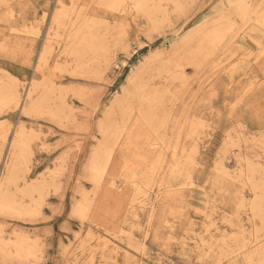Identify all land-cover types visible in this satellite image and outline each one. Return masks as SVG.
I'll return each mask as SVG.
<instances>
[{
	"label": "rangeland",
	"instance_id": "1",
	"mask_svg": "<svg viewBox=\"0 0 264 264\" xmlns=\"http://www.w3.org/2000/svg\"><path fill=\"white\" fill-rule=\"evenodd\" d=\"M52 1L53 5L48 9L46 18L40 19L44 13V0H0V26H3L5 30L12 27L20 30L26 28L31 30L39 23L40 35L37 38V48L33 54L32 62L27 61V63H24L26 55L31 51L29 49H31L33 42L25 34L23 35L25 38H11L6 45L7 48L0 52L2 76L5 78V76L11 75V77L19 78L24 85L22 93L25 92L24 89L30 85L32 77L35 75L34 64L46 42V33L51 25V18L56 6V0ZM85 1L83 0L82 3L85 4V7L88 4L86 8L90 7L92 10L100 8L99 4L93 0ZM177 1L183 5L182 9L177 8V10L173 2L172 4L170 1L163 0L164 8L168 7V9L165 10L166 12L164 10L163 12L160 11V14L156 16L158 20L156 27H153L151 21L140 13L123 17L122 14L113 12L118 15L115 18H109V12L98 13L97 20L105 19L108 24L107 28L102 25L100 29L102 31H100L101 36H104L101 37L104 39L101 45L106 43L103 47H106L107 51L102 52L99 56L100 59L96 61H94V55H91V53L85 54V58L82 60L85 64L81 68L76 65V62L79 61L74 56L64 53L67 41L63 38L70 35V32L73 33L74 30L66 28H62V30L60 28L59 31L63 38L60 41L61 38L56 37L51 42V48H53L51 52H53L49 56L46 77L56 87L51 95V99L56 102L55 104L54 100L52 101V108L58 109L56 108L58 105L62 108L64 115L61 118L63 120L61 118L55 120L48 114L30 117V115L22 112L21 107H18L17 110H10L2 116L0 115V132L3 126L11 124V133H9L5 145L3 144L0 172L5 165V156H7L13 132L19 124H25L28 130L31 129L34 136V140L31 141L34 155L29 164L31 169L29 176L38 178L43 174L48 177L51 176L55 168L57 169V171L55 170V183L47 190L46 201L39 216L35 219L28 218L26 220L16 218L10 214H0V226L5 227L3 228L4 231L9 233L13 230L25 231L33 239L36 238L39 248L37 247L36 258H31L30 264H100V255H97V259L95 258L94 262H91L89 261V252L90 247L93 249L99 248L95 245V237L99 234L106 236V232L121 236L128 252L130 251V260H127L124 254L118 253L115 255L118 260L109 261L111 264H139L140 259H143L145 264H227L228 258L236 255L241 240L253 241L260 234V238L256 239L257 242L254 241L258 244L254 248L264 244V229L263 232L260 230V228H264V222L253 215L254 212L250 204L254 197L251 183L242 176V170L245 171L246 168V161L254 162L264 168V141L261 138L262 133H264V116L263 113L258 114L255 111L259 102L256 101L257 95L252 98L246 95V98L242 101L239 100L242 96L237 95V92H240L244 84L251 79H264L261 63L259 64L254 57L259 50L252 46L255 45L251 42L252 38L246 36L242 48L247 50L246 54L249 55V59L240 52L242 55L238 54L232 60V62L241 60L244 63H242L241 70L236 74L234 82H228L227 77H225L224 89L218 95L205 99L204 93L196 96L198 91L204 90L205 85L203 90L199 86L202 85L205 78L212 81L219 76L218 74L216 77H211L215 69L210 70V67L207 66L204 70L198 72L190 61H183L184 77L182 80L179 78L174 79L172 75L166 73V67L162 68L167 65L164 60L174 54L177 45L173 44L177 43L178 38L187 36L200 28H205L208 23L219 18L222 15V2L224 0ZM165 2L170 3L166 4ZM145 18L147 21L144 20ZM3 39L6 38L0 35V43L4 41ZM106 54L112 55L110 65L104 63L108 58ZM159 54L163 57H159ZM224 55L225 53H220L221 58ZM55 63L58 66L53 68L56 65ZM95 63L97 66H95ZM83 67L84 69H82ZM75 68L82 71H76ZM161 70L164 72L158 74ZM138 71L142 72V77L149 88L163 86V77L174 79H172L173 83L171 82V85L174 84L171 93L166 94L163 98L164 104L161 103L160 105L162 112L166 111L168 117H171L167 123L169 134L172 131L173 124L171 125V123L173 119L178 117L184 109L187 111L189 106L195 115L204 114L201 116L204 117L206 125L203 133H199L198 139H188V144L186 143V145L195 146L197 149L196 156L194 155L195 157L193 156L192 160L193 179L196 184L191 193L187 192V194H190L185 198L188 205L186 204L187 207H184L185 211L183 210L180 217L170 218L168 223L169 226H172L170 233L165 234L164 237L161 236L162 238H158V241L155 237L154 228L149 226L150 222L143 214L138 218L129 217L127 221H124L126 219L123 216L125 202L122 205L121 202L118 204L116 202L118 200L110 199L104 192L94 198L95 201L91 206L88 220L84 223L80 217L73 214V206L82 198L83 192L92 191L93 189L88 175L86 176V169L94 149L103 140V134L100 131L101 124L111 115H113L111 116L113 123H121L125 120L116 104L118 103L117 99L122 98L123 90L127 88L129 83L128 79ZM197 89L199 90L197 91ZM57 91L60 92L57 93ZM60 93H62V96ZM66 93L68 97L64 98ZM167 97L169 101L166 99ZM65 103L67 106L64 105ZM261 104H264V100L261 101ZM193 106L194 108H192ZM138 107H140L139 102H135L132 110L129 109L131 111L130 115L136 117L139 112ZM68 108L70 109L68 110ZM67 115L68 118H71H66ZM37 132L39 133L37 134ZM231 139H235L237 143L241 144L240 148L239 145H237L238 147L234 146L235 148H228ZM123 140L119 141L118 146ZM45 145L48 149L44 148ZM118 146L111 159L113 166L110 171L113 175L109 172L110 177L115 176L114 173L120 165L121 150ZM236 154H239L240 158L243 159L240 160L239 158L237 161ZM221 162H223L227 172H222L217 168ZM217 171H220L223 175ZM224 173L227 177L224 176ZM263 175L264 173L257 175L256 180H264ZM115 179L119 180L120 177L117 176ZM13 190L16 191L15 186ZM232 193L236 198L232 196ZM104 196L107 198L105 197V199ZM99 200H105V203ZM224 204L227 206L225 207ZM157 211L158 209H156L155 214ZM115 216L116 219H114ZM153 218V221H155V216ZM88 224L93 227L90 229L92 233H89L90 230L87 229L86 225ZM241 227L243 229H240ZM206 228L208 231H206ZM256 230L260 231L254 236ZM209 244L212 245L209 246ZM202 245L205 247L204 250H202ZM235 259L236 261L238 259L242 260L243 256L232 258L229 261L233 262ZM11 261V259H7V263L4 264H18L13 261L11 263Z\"/></svg>",
	"mask_w": 264,
	"mask_h": 264
},
{
	"label": "bare ground",
	"instance_id": "2",
	"mask_svg": "<svg viewBox=\"0 0 264 264\" xmlns=\"http://www.w3.org/2000/svg\"><path fill=\"white\" fill-rule=\"evenodd\" d=\"M93 1L95 3H98L100 8H94L93 10L90 7L86 8L88 4H86L85 7V4L82 3L83 0H56V6L51 18V25L46 33V38L44 37L46 39V42L41 48L34 64L35 75L32 77L30 85H28L26 89H24L25 92L22 93L24 85L19 78H15L13 76L11 77V75H9L8 77L5 76L4 78L0 70L1 116L10 110H17L18 107H21L22 112L30 115V117L48 114L51 116V118L58 120L62 117V115H64V112L62 108L59 107V105L58 107H56L58 109L52 108V101L54 99H51V95L54 93V89L56 87H54L51 80L46 77L49 66V56H51L50 53L53 52H51V49H53L51 48V42H53L56 37L61 38L60 41H62L63 38L59 31L60 28L74 30L73 33L70 32V35H67L63 38V40L67 41V47L64 53L66 55L74 56L77 61H79L78 63L76 62V65L81 68L85 64L82 62V60L85 58V54L91 53V55H94V61H96L100 59L99 56L102 52L107 51L106 47H103V45H105L106 43L101 45L104 39L101 38L103 35L101 36L102 31L100 29L102 25L107 28L108 24L105 22V19L97 20L98 13L109 12V18H115L118 16L113 12H118L122 14L123 17L133 16L136 13H140L147 17L149 21H151L153 27H156L158 25L156 16L160 14V11L163 12V10L167 11L168 9V7L164 8L163 0ZM165 1H170L171 3L173 2L176 9H182L183 5H181L177 0ZM170 2L165 3L167 4ZM52 5V0H44V13L43 15H41L40 19L46 18V16L48 15V9ZM248 5H251V7H248ZM221 14L222 15L219 18L214 19L211 23H208L205 28H200L187 36L178 38L177 43L173 44L177 45L174 49V54L172 53V56H167L168 58L164 60L167 65H164L162 63V66L164 65L162 68L166 67V73L172 75L174 79L179 78L181 80L184 77V70L182 65L183 61H190L192 64H194L195 70L198 72L204 70L207 66L210 67V70L215 69L212 72L213 74L211 75V77H216V75L218 74L219 76L212 81L209 79L206 80L205 78L202 85L199 86V88H202L203 90V86L205 85L204 90L199 92V89H197L198 94L196 96H199L201 93L203 95L204 93V99L207 97H213L214 95L216 96L221 90L224 89L223 82H225V77H227L228 82H234L236 74L241 70V67L244 63L241 60H238L236 62H232V60L238 54H241L240 52H242L243 56L249 59V55L246 54L247 50L242 48L246 36L252 38V40H250L253 44H255L252 46L258 48L259 51L254 57L256 58L257 62H259V64L261 63L260 66L264 72V55L261 54L262 52H264V0H224L222 2ZM144 20H146V18ZM240 22L242 23V25L239 26V24H241ZM38 26L39 23L36 24V26L32 27L31 30H28L27 28L20 30L13 27L9 29L7 28V30H5L3 26H0V35L6 38L3 39L4 41L0 43V52L4 51V49L7 48L6 45L11 40V38H25L23 36L25 34V36L30 38L34 43L32 42L31 49H29L31 51L26 55V61H24V63H27V61L32 62L33 54L36 52L37 48V38L40 35V29L38 28ZM123 32L125 33V31ZM243 50H245V52H243ZM220 53H225L224 57L222 56L221 58ZM107 56L108 58L104 61V63L110 65L112 61V55ZM158 56L161 58L163 57L161 54H159ZM76 65L75 67H77ZM56 66L58 65H54L53 68H55ZM95 66H97L96 63ZM220 68L222 69V72ZM82 69H84V67ZM79 70L80 72L82 71L81 69ZM162 72L164 71L161 70L158 72V74H161ZM141 73L142 72L138 71L132 77H130V79H128L129 83L127 88L123 90L122 98L117 99L118 103L116 104L118 105V109L120 108L121 113L123 114L122 116H124L125 120L121 123H113L114 121L112 122L111 120V116L113 115L109 113L111 116H108L103 124H101L100 131L103 134V140L100 142L98 147L94 149L89 160L88 167L86 169V176L88 175V179L89 181H91L93 189L92 191L90 190L83 192V195H81L82 198L73 206V214H75L77 217H80V219L84 223L86 220H88L91 206L93 204V201H95L94 198L101 192H104V194H106L110 199H114L115 201L118 200L116 201L118 202V204H120L121 202L122 205V203L125 202L123 216L126 219H123L124 221H127L129 217L138 218L143 214V216L146 217V219L150 222L149 226H152L154 228L155 237H157L158 241V238H162L165 234L170 233L172 229V226L168 225L170 218H178L181 214H183L184 207L188 202L185 198L187 197V195H190L187 194V192L191 193V191H193V187L191 185L196 184L195 180L193 179L194 171L192 160L193 156L197 152V149L195 146L190 147L186 145V143L188 139H198L199 133H203L206 125L204 117L201 116L204 115L203 113L198 116L195 115L192 110H190V106L187 111L185 109L183 110V107V111H181V114L173 119V122L171 123V125L173 124L172 131L171 134H169L170 132L168 130L167 123L169 122V119H171V117H168V113L166 111L162 112V110L160 109V105L161 103H163V98L166 96V94L172 91L171 88L174 84L171 85V82L173 78L163 77V86L161 85L155 88H149L148 85H146ZM221 73L223 74L220 75ZM49 77L51 78V76ZM59 92L57 91V93ZM60 94L62 96V93ZM237 95L242 96L239 99L240 101L244 100L246 98V95L251 96V98L257 95L256 101L259 102L257 103L255 111L258 114L263 113L264 116V104H261V101L264 100V79H251L249 82L244 84L240 92H237ZM67 97L68 94L66 93V97L64 98ZM56 98H58V96H56ZM166 99L168 100V97ZM135 102H139L140 105V107H138L137 109L139 110V112L137 113L136 117L130 115L131 111H129V109L132 110ZM54 103L56 104L55 100ZM64 105L67 106L66 103ZM192 108H194V106ZM69 109L70 108H68V110ZM66 118H68V115L66 116ZM10 125L3 126L0 132V144L2 141V144L0 145V159L3 155V144L5 145L6 141L8 140V135L9 133H11ZM38 133L39 132H37V134ZM37 134L36 136H38ZM121 139L124 140L119 145L121 150V161L119 162L120 165H118L119 168L117 167L116 173H114L115 176L110 177V169H112L113 166L111 164V159L115 154L114 151ZM32 140H34V136L32 135L31 129L28 130L25 124H19L13 132V137L9 143L8 153L7 156H5V165L3 170L0 172V214H10L11 216H14L16 218L18 217L26 220L28 218L35 219L41 214L42 206L46 201L47 190L54 185L53 183H55V170L57 171L56 168L52 171L51 176L48 177H45L43 174L38 178H32L29 176V172L31 171L29 164L34 155V151L31 146ZM237 145H239L240 148L241 144L237 143L235 139H231V142L228 143L227 147L232 148L234 146L236 147ZM44 148H47L46 145ZM236 157L238 161V159L240 158L239 154H236ZM241 159L243 158H240V160ZM217 168L222 172H227V170H225V166H223V162H221ZM263 169L264 168H262L261 165L259 166L254 162L246 161V168L245 171L242 170V176L245 177L244 179L246 181L248 180L251 183V190L254 194V197L252 198V201L250 203L251 208L254 212L253 215L259 217L260 220L262 219L264 222V190H262V181L264 180H256L257 175L264 173ZM111 175L113 174L111 173ZM117 176L120 177L119 180L115 179V177ZM225 177H227V175ZM14 186L16 187V191L13 190ZM232 196L234 197L233 193ZM105 197L106 196H104V198ZM101 202L105 203V200ZM226 206L227 205H225V207ZM156 209H158V211L155 214ZM154 216L155 221H153ZM114 219H116V216L114 217ZM86 226L88 230L93 228L91 224H88ZM3 228L0 226V264L7 263V259H11L13 262L18 264H30L31 258H36L37 247L39 246H37L35 240L36 238L33 239L25 231L13 230L9 233L4 231ZM240 229L243 228L241 227ZM263 229L264 228H260L262 232ZM206 231H208L207 228ZM259 231L256 230V233L253 235H257ZM89 233H92V230H90ZM259 235L256 236L255 240L249 241L247 251L249 259L252 260L254 264H260V262L264 260V244H261L260 247L254 248L258 245L254 241L257 242L256 239L260 238ZM95 239V245H97L99 248L93 249L92 247H90L91 250L89 252V261L94 262L95 258L97 259V255H100V264H111V262L109 261H112L114 259L116 261L118 260L116 259L117 257H115V255H117L118 253L124 254L127 257V260H130V251L128 252V248L123 243V239L121 236L115 233L110 234L106 232V236L104 234H99L95 237ZM201 241L203 242L202 238ZM243 243L244 241L241 240L239 247L242 246ZM210 245L212 244H209V246ZM204 249L205 247L202 248V250ZM244 255L245 254L243 253L239 254V256ZM236 257L237 255L229 257L228 259L230 260ZM140 260L141 262L139 264H145L143 259ZM229 260L227 264H229ZM231 264H237L236 259L233 260Z\"/></svg>",
	"mask_w": 264,
	"mask_h": 264
},
{
	"label": "snow or ice",
	"instance_id": "3",
	"mask_svg": "<svg viewBox=\"0 0 264 264\" xmlns=\"http://www.w3.org/2000/svg\"><path fill=\"white\" fill-rule=\"evenodd\" d=\"M248 7H251V5H248ZM262 55H264V52L261 53ZM262 141H264V133H262ZM193 188L195 187V185H191ZM262 190H264V181H262ZM248 246H249V241L245 240L243 245L239 247L236 255L237 257H239V254L243 253L245 254L243 256L242 260H237V264H254V262L252 260L249 259L248 255H247V251H248ZM229 264H231V261H229ZM260 264H264V260H262L260 262Z\"/></svg>",
	"mask_w": 264,
	"mask_h": 264
}]
</instances>
